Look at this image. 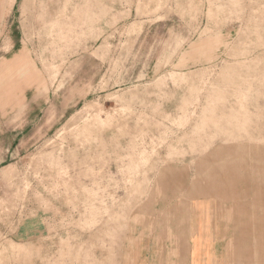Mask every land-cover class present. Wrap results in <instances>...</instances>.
I'll return each mask as SVG.
<instances>
[{"label":"rangeland","instance_id":"374dc122","mask_svg":"<svg viewBox=\"0 0 264 264\" xmlns=\"http://www.w3.org/2000/svg\"><path fill=\"white\" fill-rule=\"evenodd\" d=\"M10 59L0 264H131L171 205L184 252L196 188L216 180L241 253L237 212L264 183V0H0Z\"/></svg>","mask_w":264,"mask_h":264},{"label":"crops","instance_id":"0c3cea01","mask_svg":"<svg viewBox=\"0 0 264 264\" xmlns=\"http://www.w3.org/2000/svg\"><path fill=\"white\" fill-rule=\"evenodd\" d=\"M15 65L12 59L6 60L0 64V72L4 76H13L16 73ZM23 83H28V80H19L17 84L22 94ZM0 90L6 98L8 95L4 88L1 87ZM184 178L185 176L183 180ZM251 183L253 201L244 204L237 212V220L242 228V234L237 239V247L242 249L240 254H230L229 248L224 247L226 227L223 224V214H217L215 210L220 199L231 197L233 192L232 188L216 180L208 187L196 188L199 201L194 212H189L188 246L184 252L179 250L175 243L174 207L171 205L167 212H164V208L160 206L157 208L159 214L156 217L146 219L150 228L136 240L138 244L131 264H264L263 178L251 177ZM227 230V233L231 232L229 227Z\"/></svg>","mask_w":264,"mask_h":264}]
</instances>
